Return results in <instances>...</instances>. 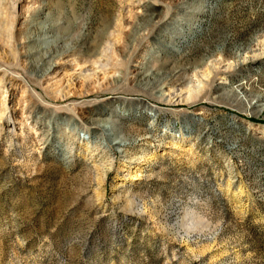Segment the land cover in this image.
I'll return each instance as SVG.
<instances>
[{
    "label": "rangeland",
    "instance_id": "rangeland-1",
    "mask_svg": "<svg viewBox=\"0 0 264 264\" xmlns=\"http://www.w3.org/2000/svg\"><path fill=\"white\" fill-rule=\"evenodd\" d=\"M0 264H264V0H0Z\"/></svg>",
    "mask_w": 264,
    "mask_h": 264
},
{
    "label": "bare ground",
    "instance_id": "bare-ground-1",
    "mask_svg": "<svg viewBox=\"0 0 264 264\" xmlns=\"http://www.w3.org/2000/svg\"><path fill=\"white\" fill-rule=\"evenodd\" d=\"M2 100H3V99H2ZM2 100H1V102H3ZM133 177H134V176H133ZM132 179H135V178H132Z\"/></svg>",
    "mask_w": 264,
    "mask_h": 264
}]
</instances>
